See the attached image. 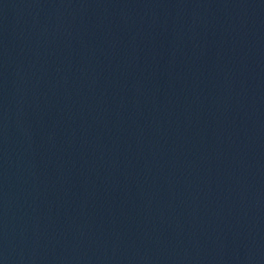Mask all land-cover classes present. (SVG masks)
Wrapping results in <instances>:
<instances>
[{
  "label": "water",
  "instance_id": "obj_1",
  "mask_svg": "<svg viewBox=\"0 0 264 264\" xmlns=\"http://www.w3.org/2000/svg\"><path fill=\"white\" fill-rule=\"evenodd\" d=\"M0 264H264V0H0Z\"/></svg>",
  "mask_w": 264,
  "mask_h": 264
}]
</instances>
